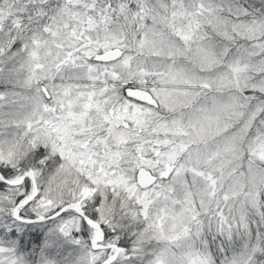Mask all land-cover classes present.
I'll use <instances>...</instances> for the list:
<instances>
[{"label":"snow or ice","instance_id":"6c2138e0","mask_svg":"<svg viewBox=\"0 0 264 264\" xmlns=\"http://www.w3.org/2000/svg\"><path fill=\"white\" fill-rule=\"evenodd\" d=\"M0 264H264V0H0Z\"/></svg>","mask_w":264,"mask_h":264}]
</instances>
